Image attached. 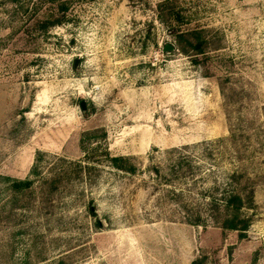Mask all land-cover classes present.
<instances>
[{"label":"rangeland","instance_id":"1","mask_svg":"<svg viewBox=\"0 0 264 264\" xmlns=\"http://www.w3.org/2000/svg\"><path fill=\"white\" fill-rule=\"evenodd\" d=\"M194 262L264 264V0H0V264Z\"/></svg>","mask_w":264,"mask_h":264},{"label":"trees","instance_id":"2","mask_svg":"<svg viewBox=\"0 0 264 264\" xmlns=\"http://www.w3.org/2000/svg\"><path fill=\"white\" fill-rule=\"evenodd\" d=\"M62 6V5H60ZM63 7V6H62ZM61 7V8H62ZM65 10V9H62ZM61 23V20H56L54 22L44 23L42 28L47 29L49 26L58 25ZM203 31L202 30H188V31H179L174 35V38L178 44V49L182 53H186V49L182 48L183 42L185 39L187 40L184 44H188L195 52L193 55L197 56L200 54H204V46L205 39L202 38ZM196 62V61H193ZM188 147H183L180 149L179 159L177 161V166L183 171L184 176L190 175L191 171L188 169V161L186 160L185 155H183V151ZM177 151V150H176ZM182 151V152H181ZM128 159L124 157H114L111 159L112 165L119 170L125 172H132L133 169H126V167H122L119 164L127 162ZM170 182V181H167ZM32 186V180H12V187L16 191L28 190ZM253 193L249 192L245 195H241L238 192L231 191L226 194H223L220 199L215 197H211L206 203L205 206L208 207V218L211 220L213 224H216L223 231H238L240 234H243L248 230L251 225V219L247 216L241 214V211L244 209H249L253 204ZM189 224L194 226H203V222L201 218L197 215L195 217H191L187 221ZM193 264H198V262H194Z\"/></svg>","mask_w":264,"mask_h":264},{"label":"water","instance_id":"3","mask_svg":"<svg viewBox=\"0 0 264 264\" xmlns=\"http://www.w3.org/2000/svg\"><path fill=\"white\" fill-rule=\"evenodd\" d=\"M173 49H174V48H173L172 46H170V45H165V47H164V51H167V52H172ZM80 107H81L82 110H85V108H86V103H85L84 101H82V102L80 103Z\"/></svg>","mask_w":264,"mask_h":264}]
</instances>
